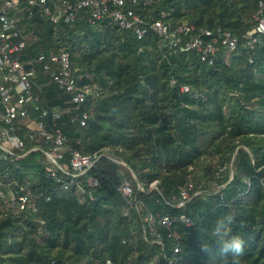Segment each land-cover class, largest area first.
<instances>
[{
  "label": "trees",
  "instance_id": "obj_1",
  "mask_svg": "<svg viewBox=\"0 0 264 264\" xmlns=\"http://www.w3.org/2000/svg\"><path fill=\"white\" fill-rule=\"evenodd\" d=\"M261 3L154 0L136 10L148 26L142 40L111 20L93 22L87 9L73 23L53 24L29 16L24 3L20 27L31 38L23 61L67 51L82 84L101 96L83 105L86 126L72 123L71 95L37 68L45 122L57 123L67 150L59 169L47 160L45 141L30 137L41 112L31 108L30 121L16 122L26 147L14 155L0 150V264H226L231 256L218 254L213 229L227 214L234 215L231 234L245 241L242 264H264V37L248 36ZM157 21L171 31L183 25L231 31L237 50H221L209 65L195 52L162 43L151 27ZM184 86L191 92L183 93ZM72 152L99 159L65 189ZM188 182L198 194L178 208L174 199ZM127 183L141 212L121 192ZM18 186L34 196L37 213L20 211ZM146 213L183 215L192 225L179 221L177 237H169L157 224L161 245L148 230L144 238Z\"/></svg>",
  "mask_w": 264,
  "mask_h": 264
},
{
  "label": "built area",
  "instance_id": "obj_2",
  "mask_svg": "<svg viewBox=\"0 0 264 264\" xmlns=\"http://www.w3.org/2000/svg\"><path fill=\"white\" fill-rule=\"evenodd\" d=\"M154 0H3L0 1V150L6 155H14V150L24 149L26 141L18 134L17 121H30V110L41 112V119L31 123L30 134L32 139H43L48 145L44 151L47 160L59 169H62L58 162L66 154L67 139L62 130L54 121L53 124L45 122L46 111H42L41 86L36 82L38 77L37 68L40 67L41 74L49 76L52 82L59 88L65 90L72 97L75 113L71 117L72 123H79L86 126L89 113L82 110L83 105L90 96H101V92L92 89L88 85H83L84 75L72 63L71 54L67 51L60 53H40L37 58L23 61L22 56L29 45L30 35L25 34L20 27L22 6L27 5L29 16L39 14L41 18L48 19L53 24H58L62 20L66 23L75 22L77 15L84 9L91 14L93 22L111 20L119 27L130 30L139 40L144 39L148 33V26L145 18L136 10L138 8L149 7ZM255 25L249 37L260 40L264 37V4H260L259 9L253 16ZM152 29L160 36L161 42L179 47L185 52H195L200 60L209 65H213L219 54L224 51L231 54L237 50L238 39L231 31L219 29L217 32L210 30H199L194 26L183 25L170 30L167 24L161 21L152 23ZM252 61V60H250ZM183 93L191 92L188 86L182 87ZM53 117L58 119L60 113L54 112ZM32 151V150H30ZM28 151V152H30ZM96 155H84L79 152H72L70 165L72 172L71 181L65 186L69 189L76 178L85 175L91 170L97 160ZM51 176H56L57 169L50 168ZM91 185L97 186L93 180H89ZM152 189H157V183L151 185ZM17 193V202L20 211L31 210L38 212V204L31 192L22 187ZM139 189L144 191V187L139 184ZM121 192L127 201L130 209L135 207L139 212L143 207L139 204L133 187L125 184ZM86 194L85 190H81ZM197 195L194 184L188 182L181 190L178 198L174 199L178 208H185ZM129 215V209L125 210V216ZM144 238L148 239L147 232L156 234L155 242L163 245V237L157 232V224L169 231V237H177L176 226L179 221H184L187 226L192 222L185 216L177 217L171 215H153L146 213L143 215ZM148 230V231H147ZM178 245L174 246V254L179 253ZM110 264L111 262L108 261Z\"/></svg>",
  "mask_w": 264,
  "mask_h": 264
},
{
  "label": "clouds",
  "instance_id": "obj_3",
  "mask_svg": "<svg viewBox=\"0 0 264 264\" xmlns=\"http://www.w3.org/2000/svg\"><path fill=\"white\" fill-rule=\"evenodd\" d=\"M234 221L233 214H227L216 221L213 234L218 238V254L222 257L231 256L226 264H242L241 257L245 252V241L239 235H232L230 226ZM201 251L208 254L210 249L207 245H201Z\"/></svg>",
  "mask_w": 264,
  "mask_h": 264
},
{
  "label": "rangeland",
  "instance_id": "obj_4",
  "mask_svg": "<svg viewBox=\"0 0 264 264\" xmlns=\"http://www.w3.org/2000/svg\"><path fill=\"white\" fill-rule=\"evenodd\" d=\"M0 188H5V187L0 186ZM10 189H11V190L13 189V185L10 186ZM1 191H2V190H1ZM1 191H0V193H2ZM197 194H198V193H197Z\"/></svg>",
  "mask_w": 264,
  "mask_h": 264
}]
</instances>
